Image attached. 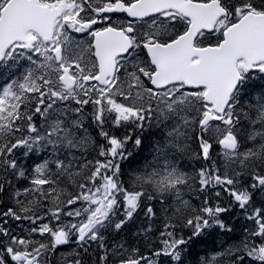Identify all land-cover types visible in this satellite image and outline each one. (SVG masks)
Instances as JSON below:
<instances>
[{
	"label": "snow or ice",
	"instance_id": "1",
	"mask_svg": "<svg viewBox=\"0 0 264 264\" xmlns=\"http://www.w3.org/2000/svg\"><path fill=\"white\" fill-rule=\"evenodd\" d=\"M0 66V264H264V0H0ZM106 126L156 130L127 181L143 139ZM233 209L245 235L193 258Z\"/></svg>",
	"mask_w": 264,
	"mask_h": 264
},
{
	"label": "trees",
	"instance_id": "2",
	"mask_svg": "<svg viewBox=\"0 0 264 264\" xmlns=\"http://www.w3.org/2000/svg\"><path fill=\"white\" fill-rule=\"evenodd\" d=\"M0 71H5L4 76H0V86H2L5 83V80L7 79L6 70L3 68V66H0ZM24 71L23 68H20L18 70L14 69L15 75L12 76L14 79L16 76L20 75ZM106 130L117 132L119 135L123 136L125 132L127 131L129 134L135 136L137 134H140L143 139V145L141 147H136L134 145L133 141H129V143L126 146V151L132 153V156L122 161V170L124 171L125 175L122 177L125 181L128 180L129 176L132 174V172L136 169H143L145 165L153 159L151 154V145L155 143V141L158 139V136L155 134V129H145L143 133H139L137 131H132L131 129H110L108 126H106ZM93 134L96 135L97 139L100 140L101 138L98 136V130H93ZM220 152L219 146H215L214 148V158H218L216 154ZM22 163H26L28 165H32L33 162H40L38 158L33 157L31 160H21ZM180 163L188 170L189 172H193L194 170H198L199 167L203 162L198 161H192L188 159H183L180 161ZM13 183L20 188L27 187L28 182L25 180H13ZM219 190V189H217ZM209 195H213V193H209ZM191 199V202L194 205H198L200 203L199 200L196 199V196L194 193H189L185 196V199ZM0 199H3L5 201L4 204H0V209L6 208L7 206H13V202L9 200L7 197L0 196ZM228 199L226 196L222 198V203L224 206H227ZM154 203V207L157 210L158 216L160 215V205L158 203ZM215 203V201H213ZM222 219L227 223L230 227H232L233 231L231 233H223L219 229H210L208 230V234L205 235L202 238L196 239L193 242L192 246V257L195 258L197 256L203 255L205 252H212L213 250H222L223 247H227L228 245L239 241L244 235V229L245 227H251V222L246 221L242 214H240L239 209H233L229 213H225L222 216ZM146 221L144 220L143 213L139 215V217L132 223H130L126 228V236L129 238L130 242L132 241V233H134L137 228L141 224H145ZM157 227L161 226V223L159 220L156 222ZM10 227L15 230V233L17 235H26L27 229L31 227L30 222L27 220L24 221H11ZM185 234H188L190 232L189 229L184 230ZM36 239H40L39 236L35 237ZM70 250L69 246H64L57 250L56 256L54 259V264H62L60 253H67Z\"/></svg>",
	"mask_w": 264,
	"mask_h": 264
},
{
	"label": "bare ground",
	"instance_id": "3",
	"mask_svg": "<svg viewBox=\"0 0 264 264\" xmlns=\"http://www.w3.org/2000/svg\"><path fill=\"white\" fill-rule=\"evenodd\" d=\"M11 226V225H10Z\"/></svg>",
	"mask_w": 264,
	"mask_h": 264
}]
</instances>
